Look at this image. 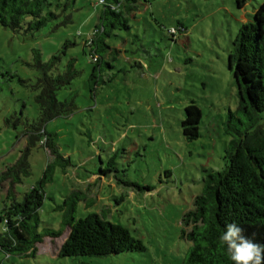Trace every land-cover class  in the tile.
Here are the masks:
<instances>
[{"label":"rangeland","instance_id":"1","mask_svg":"<svg viewBox=\"0 0 264 264\" xmlns=\"http://www.w3.org/2000/svg\"><path fill=\"white\" fill-rule=\"evenodd\" d=\"M261 0L238 7L235 0H151L129 18L130 30L108 37L110 62L99 78L83 38L96 23L99 0H74L72 21H50L38 31H12L0 24V171L25 143L22 125L6 117L14 110L36 118L35 50L46 61L64 46L79 74L57 91L73 109L47 123L63 159L54 162L38 210L39 229L62 227L74 203V219L97 213L126 227L144 250L107 255L62 256L68 234L45 237L35 255L6 254L0 264H181L189 242L181 237L182 216L193 207L208 169L224 166L229 110H236L237 86L227 64L232 40ZM183 31L171 34V28ZM181 28V27H180ZM80 33V34H79ZM65 56L62 55V60ZM21 79L22 81H20ZM96 81V82H94ZM201 110L200 135L182 134L184 106ZM264 116V114H263ZM68 158V159H67ZM42 146L31 150V173L16 185L18 199L40 179L48 161ZM4 189L7 184L4 183ZM4 190L0 186V207Z\"/></svg>","mask_w":264,"mask_h":264},{"label":"trees","instance_id":"2","mask_svg":"<svg viewBox=\"0 0 264 264\" xmlns=\"http://www.w3.org/2000/svg\"><path fill=\"white\" fill-rule=\"evenodd\" d=\"M150 1L103 0L100 3L99 0L101 8L95 26L83 38V51L88 50L92 64L90 79H100L104 66H113L109 56L113 48L107 38L116 35V29L130 30L129 18L139 11L141 4ZM247 1L235 0V3L243 7ZM73 4L74 0H0V24L12 31H38L64 14V18L55 23L57 27L72 21L68 11ZM174 30L184 29L178 26ZM71 44L66 40L46 61L41 60L35 50V59L30 65L36 69L37 117L29 120L16 110L6 117V122L14 126L24 123L19 132L26 143L15 161L0 171V186L4 190L0 207V250L6 256L35 255L37 244L45 237H60L67 228L68 234L58 249L62 256L119 254L145 248L126 227L97 213H88L75 220V201L64 213L61 228L39 229L38 210L46 196L44 185L51 180L54 162L63 159L57 150L55 133L47 130L46 125L70 112L74 106L73 102L57 97V91L70 87L79 74L75 56L64 48ZM62 55L65 56L63 60ZM227 64L237 86L238 98L236 110L228 111L225 125L231 138L224 148V166L219 170H207L193 207L183 213L181 237L190 244L181 264H233L226 254V246L219 241L225 225L231 222L242 227L245 236L264 245V0L254 8L251 19L240 24ZM183 109L182 134L187 140H194L200 135L201 110L193 100ZM36 145L48 151L53 160L46 163L37 183L18 199L16 185L31 173L29 156Z\"/></svg>","mask_w":264,"mask_h":264},{"label":"clouds","instance_id":"3","mask_svg":"<svg viewBox=\"0 0 264 264\" xmlns=\"http://www.w3.org/2000/svg\"><path fill=\"white\" fill-rule=\"evenodd\" d=\"M219 241L226 246V254L233 264H264V245L245 236L244 229L235 222L225 225Z\"/></svg>","mask_w":264,"mask_h":264},{"label":"built area","instance_id":"4","mask_svg":"<svg viewBox=\"0 0 264 264\" xmlns=\"http://www.w3.org/2000/svg\"><path fill=\"white\" fill-rule=\"evenodd\" d=\"M170 31H171V32H175L174 28H171Z\"/></svg>","mask_w":264,"mask_h":264}]
</instances>
